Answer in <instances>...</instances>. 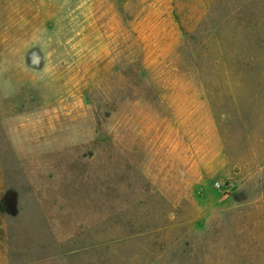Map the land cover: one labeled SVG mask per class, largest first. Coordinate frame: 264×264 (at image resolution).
Instances as JSON below:
<instances>
[{
  "label": "rangeland",
  "instance_id": "1",
  "mask_svg": "<svg viewBox=\"0 0 264 264\" xmlns=\"http://www.w3.org/2000/svg\"><path fill=\"white\" fill-rule=\"evenodd\" d=\"M0 264H264V0H0Z\"/></svg>",
  "mask_w": 264,
  "mask_h": 264
}]
</instances>
